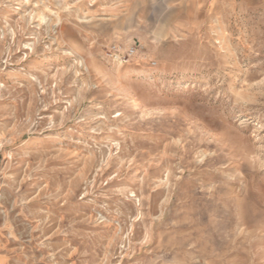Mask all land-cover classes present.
Listing matches in <instances>:
<instances>
[{
  "label": "rangeland",
  "instance_id": "rangeland-1",
  "mask_svg": "<svg viewBox=\"0 0 264 264\" xmlns=\"http://www.w3.org/2000/svg\"><path fill=\"white\" fill-rule=\"evenodd\" d=\"M0 156V264H264V0H0Z\"/></svg>",
  "mask_w": 264,
  "mask_h": 264
},
{
  "label": "built area",
  "instance_id": "built-area-1",
  "mask_svg": "<svg viewBox=\"0 0 264 264\" xmlns=\"http://www.w3.org/2000/svg\"><path fill=\"white\" fill-rule=\"evenodd\" d=\"M139 53L140 49L135 43L129 46H122L114 42L107 48L104 58L115 64H129L134 61Z\"/></svg>",
  "mask_w": 264,
  "mask_h": 264
},
{
  "label": "water",
  "instance_id": "water-1",
  "mask_svg": "<svg viewBox=\"0 0 264 264\" xmlns=\"http://www.w3.org/2000/svg\"><path fill=\"white\" fill-rule=\"evenodd\" d=\"M0 159H1V156H0Z\"/></svg>",
  "mask_w": 264,
  "mask_h": 264
}]
</instances>
